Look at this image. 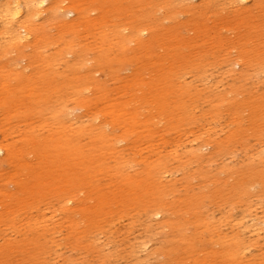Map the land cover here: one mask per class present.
Instances as JSON below:
<instances>
[{"label": "rangeland", "instance_id": "374dc122", "mask_svg": "<svg viewBox=\"0 0 264 264\" xmlns=\"http://www.w3.org/2000/svg\"><path fill=\"white\" fill-rule=\"evenodd\" d=\"M88 4L96 10H91L89 18L71 30L78 41V51L88 60L93 78L118 97L125 83L131 81L136 67L141 69V101L152 108L155 117L150 140L141 141L140 152L143 157L160 159L168 170L163 177L167 185L165 215L149 218V212L144 210L153 193L147 191L131 201L129 192L115 188L114 179L100 176L96 181L98 186H84L83 191H77L71 206L50 218L46 230L37 226L28 231L25 227L14 234L3 230L0 264H189L190 257L178 263L171 257L172 250L181 248L176 236L179 226L183 222L192 225L193 214L174 211L185 200L202 194L206 195L199 208L202 215L219 224L222 233L239 231L249 244L244 257L257 261L250 264H264V231L257 236L243 232L244 227L236 223L264 216V184L261 186L259 176L255 174L254 179L252 174L264 168V0H250L245 4L234 0H88ZM102 14L110 28L113 22L146 28L141 43L137 44V40L127 44L124 62L114 61V65L111 62L116 78L104 63L98 69L93 67V59L99 52V39L94 40L93 36L101 27H93L95 23L89 24L88 20L97 21ZM50 31L56 33L55 28ZM109 53L113 57L117 50ZM64 59L72 60V56L69 54ZM24 60H30L28 54ZM18 65L20 68L24 62ZM65 66V63L57 65L60 69ZM169 67L174 78L171 84L167 76ZM87 70L80 69L82 73ZM84 95L92 97L91 88ZM58 96L71 98L60 89L49 101L34 104L36 110L53 108ZM156 97L161 98V106L154 103ZM24 98L25 106L19 107L22 119L13 126L6 125L7 120L0 112V139L21 144L22 138H17L24 133L28 139L24 150L19 152L29 165H35L44 148L37 138H50L57 128L41 124L38 114L33 113L30 97ZM128 98L121 96V101ZM180 100L188 109L185 114L178 113ZM66 104L76 108L75 114L84 111L78 108L81 105L77 99H68ZM135 151L124 150L125 158L131 161ZM252 166L248 172L247 168ZM15 167L12 161L2 165L7 173L14 172ZM20 179L27 185L31 172L22 170ZM0 180H4L2 176ZM41 181L53 183L44 175ZM155 182L163 187L157 179ZM237 182L248 189L249 194L243 199L236 194ZM5 184L6 190L15 191L9 181ZM217 189L227 190L229 198H210ZM110 190L116 193L114 201L103 205L101 211L92 210L97 206L96 200L91 202L88 198L109 194ZM24 195L21 192L18 199L21 201ZM30 205L26 207V214L19 211L17 220H29L28 216L37 211L45 217L52 216L53 210L54 214L58 213L57 209L61 212V203L53 197L40 203L32 201ZM66 215L77 221L94 219L95 224L80 238V243L69 238L71 228L65 221ZM30 235L39 236L44 252L35 253L30 243L24 246L9 243ZM210 243L205 239L202 244L209 247Z\"/></svg>", "mask_w": 264, "mask_h": 264}, {"label": "bare ground", "instance_id": "6f19581e", "mask_svg": "<svg viewBox=\"0 0 264 264\" xmlns=\"http://www.w3.org/2000/svg\"><path fill=\"white\" fill-rule=\"evenodd\" d=\"M234 1L245 4L250 0ZM88 5V0L83 3L71 0H0V108L4 109L0 112L3 119L7 120L6 125L10 127L21 120L19 107L22 108L24 105L22 97H30L33 113L38 114L41 124L54 125L57 128L54 136L37 138L44 148L35 165H29L23 158L24 154L19 152L24 150L28 139L24 133H20L17 138H22L21 144L9 143L6 138L0 139V176L4 179L0 180V206L3 208L0 211V226L3 225L0 227L1 236L4 235L3 230H9L14 234L25 227V231L29 228L31 230L33 226L46 230L50 218L63 213L62 208H69L77 191H83L84 186H98L96 181L100 176H110L114 179L117 185L115 188L129 192L128 198L131 201L147 191L153 193L151 199L145 203L148 204L143 206L144 210L149 212V218L165 215L167 208L164 199L167 195L165 192L167 185L163 183V177L168 170L160 159L143 157L140 152L141 141L150 140L148 136L153 132L155 117L152 108H147L144 106V100L141 101L140 90L143 89L141 69L136 67L131 75V81L125 83L118 97L112 96L111 90H107L93 78L87 66L88 60L82 58L78 51V41L73 37L74 32L71 30L81 21L88 19L91 10H96L95 7L89 8ZM69 15L72 17L68 18ZM88 22L95 23L93 27L95 25L101 27L93 36L94 40L99 39V52L93 59V67L98 69L103 67L104 63L116 78L114 61L124 62L127 58V44L137 40V44L141 43L143 40L141 36L146 32V28L138 25L129 26L124 22H113L110 28L104 14L97 21ZM51 28L56 29L55 34L51 33ZM126 30L128 31L125 35ZM112 49L117 50L113 57L109 53ZM26 54L30 60H24ZM69 54L72 60H65ZM21 62H24V65L18 68V63ZM61 63L66 64L64 69L57 67ZM82 68H87L88 72L82 73L80 71ZM172 75L173 70L169 67L167 70L169 84L174 79L171 78ZM90 88L92 97H87L84 92ZM60 89L66 92L68 97L79 100L81 106L78 108L82 107L84 110L82 114H75L76 108L67 106L66 103L71 98L60 96L53 108L43 107L36 110L34 104L49 101L52 98L50 96L58 93ZM125 95L129 98L121 101V96ZM154 103L161 106V98L156 97ZM177 109L178 113L185 114L188 111L186 104L181 100L177 104ZM181 118L178 116V119ZM127 148L136 149L131 161L125 158L124 150ZM8 161L16 163L14 172L7 173L3 170L2 165H7ZM262 162L264 166V157ZM253 168L248 167L247 169H250L248 172ZM22 170L31 172V180L27 185L21 182ZM262 170L264 171V168ZM263 171L252 172L254 179L259 176L261 186L264 184ZM42 175L51 178L53 183L42 182ZM156 179L163 187L156 184ZM8 181L15 187V191L3 187ZM79 186L81 188H78ZM246 188L242 183H236L238 197L243 199L248 193ZM21 192H25L26 195L20 201L18 197ZM205 196L202 194L199 198L185 200L174 211L193 214L192 225L182 221L179 226L176 236L181 248L172 250L171 259L174 263L186 257H190L189 264L257 263L244 257L249 244L239 231L231 234L222 233L219 224L202 215L199 208ZM214 196L220 200L229 198L227 190L220 189L212 193L210 198ZM51 197L61 203V212L57 209L58 213L54 214L53 210L52 216L45 217L37 211L35 215L28 216L29 220L22 218L17 220L16 216H20L19 211L26 214V207H30L32 201L40 203ZM114 197L116 193L110 190L109 194H100L88 199H91V202L96 200L97 206L92 210L101 211V207L114 201ZM86 209L91 210L89 207ZM65 221L71 228L69 238L75 243H80V238L86 236L91 230V225L95 224L92 218L88 221L84 218L77 221L71 218V215H66ZM236 223L244 227L243 232L260 236L264 231V216L250 217ZM205 232L208 233L207 236ZM34 236L22 237L9 243L23 246L30 243L34 245L35 253L44 252L39 236L33 238ZM205 239L211 241L209 247L202 244ZM262 240L264 243V237ZM3 250L0 248V251Z\"/></svg>", "mask_w": 264, "mask_h": 264}]
</instances>
